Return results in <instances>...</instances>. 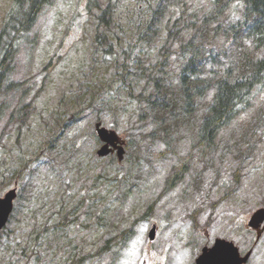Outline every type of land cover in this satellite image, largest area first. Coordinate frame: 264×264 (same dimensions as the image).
Returning a JSON list of instances; mask_svg holds the SVG:
<instances>
[{
    "label": "rangeland",
    "instance_id": "374dc122",
    "mask_svg": "<svg viewBox=\"0 0 264 264\" xmlns=\"http://www.w3.org/2000/svg\"><path fill=\"white\" fill-rule=\"evenodd\" d=\"M109 1L57 0L32 30L35 48L23 46L16 58L14 86L0 98V197L17 189L0 231V264H194L217 238L241 255L252 250L247 264H264V231L255 241L247 228L264 208V85L212 145L197 144L210 91L186 120L163 123L147 102L158 80L176 83L189 54L181 45L204 38L197 28L212 31L226 17L210 36H227L242 7L220 17L211 0H169L153 24L158 0H111L98 44L96 17ZM11 2L0 0V27ZM212 16L219 20L208 22ZM96 122L124 141L121 162L115 152L96 156ZM177 170L182 176L168 188Z\"/></svg>",
    "mask_w": 264,
    "mask_h": 264
},
{
    "label": "trees",
    "instance_id": "16d2710c",
    "mask_svg": "<svg viewBox=\"0 0 264 264\" xmlns=\"http://www.w3.org/2000/svg\"><path fill=\"white\" fill-rule=\"evenodd\" d=\"M56 1L12 0L0 27V98L14 86L10 79L22 47L26 45L33 50L37 44L38 36L36 33L32 35V30L40 13ZM168 1L158 0L157 9L153 11V24L161 19ZM88 5L91 3L88 2ZM211 5L218 11V16L225 14L229 7L240 5L241 18L234 25L237 27H233L227 36H218L221 38L215 41L210 36L211 32L216 37L219 30L226 27L228 19L221 16L220 20L218 16L208 18V22L219 20L213 30L207 26L197 28L198 37L203 35L204 38L199 43L191 40L180 47L182 54H189L181 65L176 83H160L163 78L158 80L147 99L149 113L165 123L178 118L186 120L201 106V101L210 91L204 101L205 112L197 131L198 145H212L219 133L234 120L239 108L249 105L254 89L264 85V0H211ZM113 11L114 3L110 0L96 17L95 40L98 44L103 38L99 28L102 24L108 25ZM153 31L150 30L151 33ZM209 46L212 47L209 53L214 47V56L206 54V47ZM128 56V52L123 51V62L117 63L116 80L122 84H126L129 72ZM165 58L166 55L162 59ZM211 61L219 66L216 70L208 68ZM1 107L0 104V114ZM181 176L180 170L175 171L167 182L168 187ZM126 233L130 232H124L123 236Z\"/></svg>",
    "mask_w": 264,
    "mask_h": 264
},
{
    "label": "water",
    "instance_id": "95a60500",
    "mask_svg": "<svg viewBox=\"0 0 264 264\" xmlns=\"http://www.w3.org/2000/svg\"><path fill=\"white\" fill-rule=\"evenodd\" d=\"M95 130L99 139L104 143L102 147L96 152L97 156L104 157L109 153L117 150L118 160L121 161L124 150L122 148V142L119 140L117 134L114 131H109L100 124L95 125ZM15 198V190H10L5 194L3 198H0V229L5 225L8 216L12 210V201ZM264 222V208L256 210L248 221V226L251 229L260 231L258 228ZM154 227L149 233V238L153 239ZM250 253L241 257L238 249L232 242H228L223 239H216L213 246L209 249L203 248L201 255L197 258L196 264H244L246 263Z\"/></svg>",
    "mask_w": 264,
    "mask_h": 264
}]
</instances>
